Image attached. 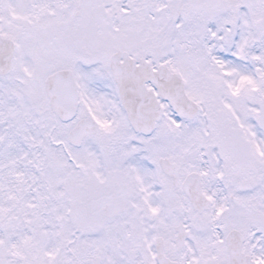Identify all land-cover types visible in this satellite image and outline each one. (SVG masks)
I'll list each match as a JSON object with an SVG mask.
<instances>
[{"label": "snow or ice", "instance_id": "6c2138e0", "mask_svg": "<svg viewBox=\"0 0 264 264\" xmlns=\"http://www.w3.org/2000/svg\"><path fill=\"white\" fill-rule=\"evenodd\" d=\"M0 264H264V0H0Z\"/></svg>", "mask_w": 264, "mask_h": 264}]
</instances>
